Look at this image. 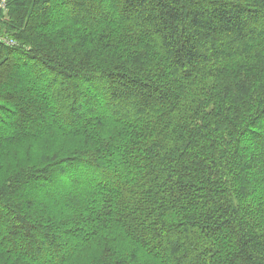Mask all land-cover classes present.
Listing matches in <instances>:
<instances>
[{
  "label": "trees",
  "instance_id": "obj_1",
  "mask_svg": "<svg viewBox=\"0 0 264 264\" xmlns=\"http://www.w3.org/2000/svg\"><path fill=\"white\" fill-rule=\"evenodd\" d=\"M0 34V264H264V0H11Z\"/></svg>",
  "mask_w": 264,
  "mask_h": 264
},
{
  "label": "rangeland",
  "instance_id": "obj_2",
  "mask_svg": "<svg viewBox=\"0 0 264 264\" xmlns=\"http://www.w3.org/2000/svg\"><path fill=\"white\" fill-rule=\"evenodd\" d=\"M59 11H60L59 9H58V10L56 9V10L54 11V12H55L54 14H57V12H59ZM0 37H1L2 39H3V38L8 39L7 36L1 35V34H0ZM1 44H2V43H1ZM3 45H5V44H3ZM6 46H8V45H6ZM102 97H103V96H102ZM103 98H104V97H103ZM102 101H104V100H102ZM91 103H92V105H93V102H92V101H87V104H86V105L91 106ZM88 106H86V107L88 108ZM93 108H94V105H93ZM81 112H82V111H81ZM60 144H61L60 141H58V142H56V143H54V144L51 143V142L46 141V143H45L44 146H45V149H46V150H54V149H55V151H56V150H58V149H60V148H62V147H65V146H61ZM20 149L23 150V149H22V146L20 147ZM21 150H17V151L20 153ZM10 162H11V160L8 161L7 164L9 165Z\"/></svg>",
  "mask_w": 264,
  "mask_h": 264
},
{
  "label": "built area",
  "instance_id": "obj_3",
  "mask_svg": "<svg viewBox=\"0 0 264 264\" xmlns=\"http://www.w3.org/2000/svg\"><path fill=\"white\" fill-rule=\"evenodd\" d=\"M11 0H0V13L6 14L9 10V3ZM0 43H4L5 45H15L16 43L10 39H5L0 37Z\"/></svg>",
  "mask_w": 264,
  "mask_h": 264
}]
</instances>
